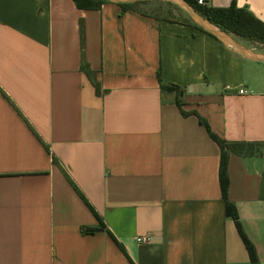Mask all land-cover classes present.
Listing matches in <instances>:
<instances>
[{"label":"crops","instance_id":"0c3cea01","mask_svg":"<svg viewBox=\"0 0 264 264\" xmlns=\"http://www.w3.org/2000/svg\"><path fill=\"white\" fill-rule=\"evenodd\" d=\"M205 3L264 23V0ZM158 73L214 134L260 144L227 171L264 264V61L191 25L73 0H0V264H252L225 213L222 150ZM98 217L111 234L82 232Z\"/></svg>","mask_w":264,"mask_h":264},{"label":"trees","instance_id":"16d2710c","mask_svg":"<svg viewBox=\"0 0 264 264\" xmlns=\"http://www.w3.org/2000/svg\"><path fill=\"white\" fill-rule=\"evenodd\" d=\"M48 2V0H45ZM75 4L82 9H98L104 3H110V0H73ZM162 0H146L136 3H123L118 4L122 11L134 10L138 13L156 18L158 20H167L170 22L181 23L186 25H191L195 29L200 30L209 34L210 36L215 37L214 35L203 30L197 23H195L189 15L181 9L176 4L166 1V3L175 6L179 12L180 16H165L159 17L153 13L145 10L146 6L154 5L155 3ZM197 12H199L206 20L211 22L213 25L219 27L223 31L232 34L238 38L248 40L250 42H255L258 44L264 45V23L255 17L252 13L248 12L245 9L238 8L235 4L227 8H218L207 5L205 2L200 4L198 0H186ZM82 71L88 76L92 81L96 94L101 95L102 89L101 84L96 78V73L92 71L87 63L82 64ZM160 85L162 90L166 91H175L177 94L176 103L180 108L184 116L194 114L198 117L199 123L204 126L209 133L210 137L220 146L222 150V159L220 165V183L222 189V195L225 202V213L227 217H231L237 227V230L246 246V249L249 253L250 261L252 264H260L258 259V254L254 244L248 238L242 222L240 220L239 214L235 205L229 200L228 197V187H229V178H228V157L230 153H234L239 156H254L261 153L260 144L257 143H246V142H227L214 134L208 122L200 116L196 111L186 112L183 110V89L178 86L166 85L162 82L160 78V73H158ZM99 224L97 227H88L85 226L82 228V232L87 234H92L98 230H107L105 225L102 223V220L98 217ZM107 232H109L107 230ZM110 233V232H109ZM111 234V233H110Z\"/></svg>","mask_w":264,"mask_h":264},{"label":"water","instance_id":"95a60500","mask_svg":"<svg viewBox=\"0 0 264 264\" xmlns=\"http://www.w3.org/2000/svg\"><path fill=\"white\" fill-rule=\"evenodd\" d=\"M111 2L117 3V4H123V3H136L140 1H146V0H110ZM172 2L179 6L181 9H183L189 17L197 23L203 30L206 32L224 40L227 42L233 50L240 54L241 56L255 60V61H264V55L263 54H257L255 52L250 51L246 47H244L238 39L232 34H229L219 27L213 25L211 22L206 20L199 12H197L186 0H165Z\"/></svg>","mask_w":264,"mask_h":264},{"label":"rangeland","instance_id":"374dc122","mask_svg":"<svg viewBox=\"0 0 264 264\" xmlns=\"http://www.w3.org/2000/svg\"><path fill=\"white\" fill-rule=\"evenodd\" d=\"M145 10H147L148 12L153 13L159 17H165V16H169V15L180 16L179 10L175 6L166 3L165 0L159 1V2L155 3L154 5L146 6ZM236 39H238V41L243 42V43H245V41L248 43H252V44L255 43V42H250V41L245 40V39L243 40V39L238 38V37H236Z\"/></svg>","mask_w":264,"mask_h":264},{"label":"built area","instance_id":"2783aa9c","mask_svg":"<svg viewBox=\"0 0 264 264\" xmlns=\"http://www.w3.org/2000/svg\"><path fill=\"white\" fill-rule=\"evenodd\" d=\"M200 4L204 3L205 0H198ZM244 89H240V93H244ZM138 243H148L150 242L151 238L149 236H140L137 239Z\"/></svg>","mask_w":264,"mask_h":264}]
</instances>
